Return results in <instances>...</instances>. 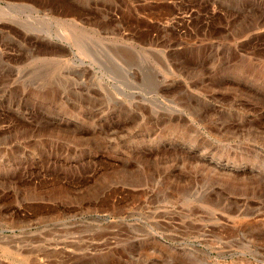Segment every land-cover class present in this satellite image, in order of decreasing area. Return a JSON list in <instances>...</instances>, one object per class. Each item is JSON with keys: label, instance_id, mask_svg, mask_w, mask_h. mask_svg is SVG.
Returning a JSON list of instances; mask_svg holds the SVG:
<instances>
[{"label": "rangeland", "instance_id": "obj_1", "mask_svg": "<svg viewBox=\"0 0 264 264\" xmlns=\"http://www.w3.org/2000/svg\"><path fill=\"white\" fill-rule=\"evenodd\" d=\"M0 264H264V0H0Z\"/></svg>", "mask_w": 264, "mask_h": 264}, {"label": "bare ground", "instance_id": "obj_2", "mask_svg": "<svg viewBox=\"0 0 264 264\" xmlns=\"http://www.w3.org/2000/svg\"><path fill=\"white\" fill-rule=\"evenodd\" d=\"M26 7V6H25ZM4 244H6V242H4ZM6 246V245H5Z\"/></svg>", "mask_w": 264, "mask_h": 264}]
</instances>
